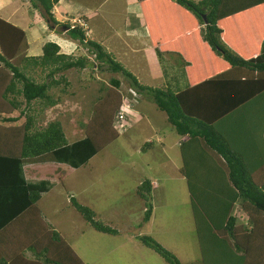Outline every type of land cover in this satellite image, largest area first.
I'll return each instance as SVG.
<instances>
[{"label":"trees","instance_id":"trees-1","mask_svg":"<svg viewBox=\"0 0 264 264\" xmlns=\"http://www.w3.org/2000/svg\"><path fill=\"white\" fill-rule=\"evenodd\" d=\"M58 1L29 0V3L38 10L49 30L63 32L85 48L83 55L64 54L51 41L43 43L39 55H26L24 32L0 18V71L5 72L0 75V107L6 105L7 109L18 111L17 116H10L9 110L7 116H0L1 124H10L7 128L0 124V160L13 163L21 183L24 164L54 162L74 168L84 165L130 127L117 132L115 115L126 90L136 89L165 115L176 134L184 137L180 143L179 171L187 183L199 248L200 259L195 263L264 264V125L256 133L260 118H251L243 111L253 98L264 95V27L259 33L261 44L248 55L240 50V38L231 34L243 30L244 18L237 19L236 15H264V0L140 1L148 38L158 58L166 53L181 59L187 85L180 90L140 84L111 53L89 39L81 27L56 20L53 7ZM81 19L87 23L85 18ZM259 23L264 25V19L257 20V31ZM204 59L208 64H203ZM88 65L90 72L96 66L119 73L127 86L120 91V81L110 77L112 87L106 91L101 105L105 108L111 105L107 129L103 120L93 116L91 122L83 125L84 136L68 144L59 120H47L44 124L41 120L47 109L60 103L54 90L59 89L61 80L66 83V78L64 75L55 78V74L69 69L79 71ZM197 69L199 80L194 73ZM37 70L44 74L40 80L28 74ZM99 108L97 103L95 109ZM20 118L23 121L17 124ZM151 144L144 142L141 150ZM207 152L218 162L208 163L212 158ZM41 183L25 187L29 213L36 212L42 228L57 242L56 256H51L53 251L49 247L42 248L33 242L26 248L44 264H85L39 215L36 203L46 186ZM152 187L150 180L144 179L135 188L144 200L142 222L149 221L152 214L148 203ZM68 199L82 220L96 231L118 233L96 221L91 208L73 194L69 193ZM236 204L242 218L233 213ZM137 237L166 263L180 264L172 252L152 237ZM0 264L10 263L0 258Z\"/></svg>","mask_w":264,"mask_h":264},{"label":"rangeland","instance_id":"rangeland-1","mask_svg":"<svg viewBox=\"0 0 264 264\" xmlns=\"http://www.w3.org/2000/svg\"><path fill=\"white\" fill-rule=\"evenodd\" d=\"M73 1L84 4L91 2L90 5L104 1L100 14L105 16L106 20L116 17L114 9L107 4L112 1ZM105 2H107L106 5ZM18 17L20 18L21 14H18ZM12 19L16 20V18ZM120 51L119 55H122L124 66L133 65L135 69H138L141 62L142 65L144 64L143 67L146 66L149 57H146L144 53H139L137 56L133 54L131 57L126 49ZM160 64L163 65V62ZM90 67L86 66L84 70H81L82 72L80 70L77 72L78 69L72 70L71 74L67 75L71 81L72 94L66 97L62 104L50 109L51 112L45 113L41 120V124L51 119L59 120L68 142L84 136L83 125L86 126L88 121L91 122L93 116H97L100 121L103 120L105 122L103 127L107 129L111 105L106 108L101 105L106 91L112 85L110 83L107 86L106 83L105 86L104 83L112 76L121 77V75L112 74L106 69L101 72L94 71L98 75V79L94 81L91 79L94 74L89 72ZM125 86H127L126 81L120 88L124 90ZM97 103L100 106L98 110L95 109ZM17 115L18 111H14L13 116ZM151 115L152 112H149L146 120L142 114H130L128 116L130 127L96 153L89 161V165H85L86 169L82 171L78 169L75 177H72L76 183L78 176L81 175L82 180L78 183L81 187L85 184L87 189L79 194L73 192L75 198L78 201H88L84 205L94 212L95 220L116 229L117 234L96 231L91 225L85 223L77 212H74L75 209L70 204L67 208H63L60 193H52L54 197L59 196L58 201L53 202L51 210L52 213L54 209L58 211L54 214L55 216L62 220L69 218V214L78 216L77 221L71 217L61 221L72 226L68 229V234L64 232V235L74 248L68 240L64 238L63 240L85 264H168L159 254L142 244L138 235L152 237L172 252L180 264H198L195 262L200 259V255L187 183L179 171L182 166L179 148L170 145L173 143L172 140H176V132L169 129L168 124L166 129L162 130L163 123H158ZM21 121H23L22 118L17 124ZM154 131L159 133L162 145L156 141L155 137L152 140ZM147 140L153 141L149 145L151 148L146 149L145 152L139 151V147ZM90 166L93 168L91 169ZM94 176L98 178V181L93 179ZM144 179L155 183L148 201L152 206V214L147 222H142L144 200L135 192L136 186ZM233 213L241 214L237 204ZM242 217L243 215H240V218Z\"/></svg>","mask_w":264,"mask_h":264},{"label":"crops","instance_id":"crops-1","mask_svg":"<svg viewBox=\"0 0 264 264\" xmlns=\"http://www.w3.org/2000/svg\"><path fill=\"white\" fill-rule=\"evenodd\" d=\"M106 1H112L110 3L105 2V5L107 3L109 7L114 9L116 16L115 19L111 17L106 20V17H103L100 14L104 1L96 4L94 3L95 5H90L89 3L91 2L84 4L80 1L59 0L53 7V13L56 20L59 22H72L73 19L85 18L90 32L88 38L99 43L107 52L111 53L118 62L121 61V65L126 68L140 84L149 87H163L167 90H180L185 88L187 80L183 73L181 59L177 55L166 53L159 59L155 53V49L148 38V33L142 17L140 1L143 0ZM18 14H21L20 18L18 17ZM252 14L240 13L236 15L235 17H237V19L244 18L243 30L240 29L237 32H231V34L237 35L240 38V50L245 55L254 52L259 47L261 44L259 33L262 30V27H264L262 23H259V30H256V26H258L257 20H263L264 15L261 13ZM150 17H152V15ZM0 18L9 22L13 26H17L24 32V42L27 46L26 55H39L41 53V46L46 41L56 43L60 47V51L64 54L74 56L85 54V48L79 46L76 41L67 37L63 32L59 33L49 30L38 10L30 6L29 0H0ZM12 18H16V20ZM153 20H156L155 16H153ZM121 49H126L131 57L133 54L137 56L139 53H144L146 57H149L146 61V66L143 67L144 64L142 65L141 60L138 69H135L133 65L124 66L122 63V55H119L121 54ZM160 62H163V65H161ZM204 63L208 64L205 59L203 61V64ZM156 65H158L157 70ZM93 69L94 71L101 72V69H97L96 66H94ZM72 70L75 71V69H69L62 73L55 74V78L64 75L68 85L65 86L66 83L63 80L60 81L59 89L54 90L56 95L60 96V103L47 109L45 111L46 114L51 112L50 109L62 104L63 101L66 100V97H69L72 94L70 91L71 81L69 77H67V75L71 74ZM94 71L89 72L94 74L91 79L95 81L98 79V75L96 72L94 73ZM194 73H196L197 80L201 79L199 78V69ZM3 74H5L4 70L0 71V75ZM28 74L39 77L37 78L38 80L42 79L44 75L39 70L28 72ZM117 74L118 73H115V75ZM192 76L195 78L194 74ZM115 78L120 81L121 85L125 81V79L120 76H115ZM109 79L105 81L104 85L106 83L107 86L110 84ZM61 88H64L65 91H60ZM120 91L124 90L120 88ZM1 98L0 93V101ZM247 105L246 109H243L245 115H249L251 118H260L258 127H256V133H260V129L264 125V95H259L258 97L253 98V100ZM152 107H155V105L146 99L145 95L139 93L135 105L137 113L145 116L147 120L148 113L152 112L151 116L155 118L158 123H163L162 130L166 129L168 123L166 122L165 115ZM7 110L10 112L9 115L13 116L14 111L7 109L6 105L0 107V116H7ZM2 125L7 128L10 124L4 123L1 124V126ZM1 126L0 130H2ZM250 126L253 127V124L250 123ZM168 127L173 130L169 124ZM249 133H252V130ZM154 137L156 138V141L162 145L161 137L157 131L153 132L152 140ZM262 138L264 139V134L262 135ZM183 139L184 137L176 134V140H172L173 143L170 144L179 148L180 157V143ZM152 140H147L145 142L150 141L152 143ZM72 142H68V144ZM5 145L8 146V144ZM141 146L139 147V151L141 152H145L146 149L151 148L150 146L142 151ZM207 153L212 158L211 160H207L208 163H215L217 161L216 158L211 153ZM93 157L94 156L89 158L84 165L78 168L71 167L65 163L54 162L24 164L22 166L23 183L20 182L18 174L14 171L15 166H13V163L11 164L8 161L4 162L0 160V258L9 261L10 264H44L26 248V245L30 244L29 242L42 246V248H45V246L46 248L49 247L50 251H53L51 256H56L55 245L57 242H55L53 237L47 234L42 228L37 216L34 214L36 212L32 211V213H29L27 188L25 187L29 184H42L41 182L46 183L44 191L40 194V198L36 203L38 213L42 216L45 223L50 226V230H55L62 238L69 241V239L65 237L64 232L68 234V229L72 226L61 223V221H66L70 217L73 218L74 221H77L78 216L69 214V218L66 217L64 220L55 216L54 214L58 211L54 209V213H52L51 210L53 208V202L58 201L59 196L56 195L54 197L53 194L60 193V201H63L62 206L63 208H67L70 204L68 199L69 193L72 194L73 192H77V194H79L87 190L85 184L81 187L78 183L82 180L81 175L78 176L79 179L76 183L72 177H75V172L78 169H81L80 171L86 169L84 168L85 165H87ZM90 168L92 169L93 167L90 166ZM181 177L183 176L181 175ZM93 179L98 181V178L95 176ZM150 182L152 186L155 185L151 180ZM49 196L51 197L49 198ZM50 201L52 203H50ZM79 202L82 204L88 203V201L82 200ZM51 213L52 215L50 216ZM49 219L50 221H48ZM70 245L73 247L72 243H70ZM44 255L46 254H42V256Z\"/></svg>","mask_w":264,"mask_h":264},{"label":"built area","instance_id":"built-area-1","mask_svg":"<svg viewBox=\"0 0 264 264\" xmlns=\"http://www.w3.org/2000/svg\"><path fill=\"white\" fill-rule=\"evenodd\" d=\"M71 23L74 26L77 25L81 27L86 36L89 35V27L83 19H73ZM126 92L127 93L122 96V101L115 115V127L117 132H124L131 125L128 121V116L130 114L135 113V115H138L135 109V103L139 96L138 92L136 89L132 88L127 89Z\"/></svg>","mask_w":264,"mask_h":264},{"label":"clouds","instance_id":"clouds-1","mask_svg":"<svg viewBox=\"0 0 264 264\" xmlns=\"http://www.w3.org/2000/svg\"><path fill=\"white\" fill-rule=\"evenodd\" d=\"M139 94V93H138ZM139 97V96H138ZM139 115V114H138Z\"/></svg>","mask_w":264,"mask_h":264}]
</instances>
